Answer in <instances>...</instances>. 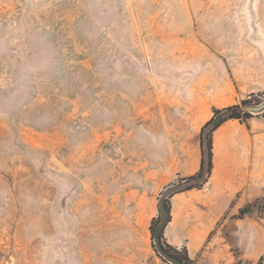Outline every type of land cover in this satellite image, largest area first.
I'll return each mask as SVG.
<instances>
[{
    "label": "rangeland",
    "instance_id": "obj_1",
    "mask_svg": "<svg viewBox=\"0 0 264 264\" xmlns=\"http://www.w3.org/2000/svg\"><path fill=\"white\" fill-rule=\"evenodd\" d=\"M253 32L264 0H0V264H264V195L192 260L150 231L213 110L264 101Z\"/></svg>",
    "mask_w": 264,
    "mask_h": 264
},
{
    "label": "crops",
    "instance_id": "obj_2",
    "mask_svg": "<svg viewBox=\"0 0 264 264\" xmlns=\"http://www.w3.org/2000/svg\"><path fill=\"white\" fill-rule=\"evenodd\" d=\"M257 132L235 120L222 124L212 134V170L206 184L170 198L165 238L174 248H184L191 260L199 257L202 249H213L218 244L217 237L225 230L223 222L219 225L221 219L234 216L264 195V163L256 157L259 150L263 153L264 146L258 147ZM238 154L244 157L242 163L236 161ZM199 167L197 159L190 167L175 168L173 176H192ZM240 232L234 228L235 240Z\"/></svg>",
    "mask_w": 264,
    "mask_h": 264
},
{
    "label": "trees",
    "instance_id": "obj_3",
    "mask_svg": "<svg viewBox=\"0 0 264 264\" xmlns=\"http://www.w3.org/2000/svg\"><path fill=\"white\" fill-rule=\"evenodd\" d=\"M243 104L246 105L247 103L244 102ZM249 118H251V115L247 113H243L242 110L239 109L238 107H228L222 110H213L212 118L204 125L200 135V137L203 136L202 139L200 138V142H202L201 148L203 149V151H202L200 167L198 172L191 177L181 179L179 182H177L176 186L173 185L172 186L173 189L171 187L169 196L166 198L167 201H163V210L165 213V219H164V224L157 235L158 243L159 240L162 238V230L164 226L169 222V218H170L168 198L176 193H182L192 189H201L206 184V182L210 177L212 170L211 135L213 134V132L228 120H238L244 123ZM240 213L243 214L244 211L242 210ZM150 231L153 232V237H154L155 229H151ZM160 250L161 252H164L162 249Z\"/></svg>",
    "mask_w": 264,
    "mask_h": 264
},
{
    "label": "water",
    "instance_id": "obj_4",
    "mask_svg": "<svg viewBox=\"0 0 264 264\" xmlns=\"http://www.w3.org/2000/svg\"><path fill=\"white\" fill-rule=\"evenodd\" d=\"M252 39L255 42L261 43L262 48H263V52H264V38L257 36L256 33L253 32ZM241 110H242L243 113H247V114H250V115H259V114H262V113H264V101L261 102V103H259V104H256V105H244L241 108ZM163 198H162L161 204H160V211H161V214H162V219H161V223L159 224V226L157 227V229L155 231V236H154L155 237V240H156V243L158 245L159 250L161 248H160L159 243H158V240H157V235H158L161 227L163 226L164 219H165V213H164V210H163V201H164Z\"/></svg>",
    "mask_w": 264,
    "mask_h": 264
}]
</instances>
